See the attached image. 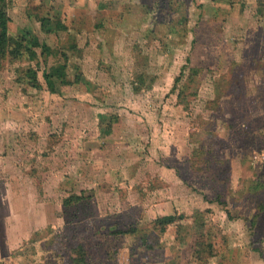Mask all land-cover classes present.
<instances>
[{
	"label": "rangeland",
	"instance_id": "374dc122",
	"mask_svg": "<svg viewBox=\"0 0 264 264\" xmlns=\"http://www.w3.org/2000/svg\"><path fill=\"white\" fill-rule=\"evenodd\" d=\"M7 5L0 264H264V0Z\"/></svg>",
	"mask_w": 264,
	"mask_h": 264
},
{
	"label": "trees",
	"instance_id": "16d2710c",
	"mask_svg": "<svg viewBox=\"0 0 264 264\" xmlns=\"http://www.w3.org/2000/svg\"><path fill=\"white\" fill-rule=\"evenodd\" d=\"M8 0H0V57H6L8 54L18 58L22 53L26 51H31L35 48H40L49 53L50 49L44 44H41L38 39L34 40L32 43L25 41V38H16L10 34L9 24L10 18L8 15ZM57 30H67V28L62 24H57ZM63 57L67 59V55L63 54ZM44 78L47 82L48 88L51 93L56 92V80L67 83V66H52L46 69L44 72ZM262 187V184H259ZM84 198L82 196H71L69 199L65 200V206H72ZM176 221L174 216L167 217L161 220V225L164 227L173 224ZM132 230L129 233H134ZM120 233V232H119Z\"/></svg>",
	"mask_w": 264,
	"mask_h": 264
}]
</instances>
